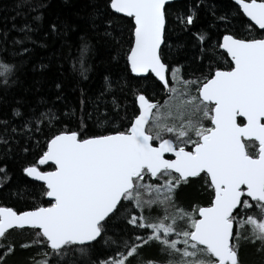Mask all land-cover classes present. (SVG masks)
Instances as JSON below:
<instances>
[{
  "label": "snow or ice",
  "instance_id": "obj_1",
  "mask_svg": "<svg viewBox=\"0 0 264 264\" xmlns=\"http://www.w3.org/2000/svg\"><path fill=\"white\" fill-rule=\"evenodd\" d=\"M23 3L32 22L50 6ZM88 8L118 78L105 75L94 100L80 88L79 109L15 107L20 123L0 121V188L15 150L32 154L21 166L27 181L11 192L24 206L0 205V264L18 252L14 264H246L248 246L264 264V0H89ZM201 9L211 19L197 29ZM177 27L188 40L174 46ZM68 30L53 20L45 35ZM35 31L25 23L14 57H0V93L20 83ZM92 52L81 37L78 55L66 57L73 77L89 79ZM55 88L62 94L61 82Z\"/></svg>",
  "mask_w": 264,
  "mask_h": 264
},
{
  "label": "trees",
  "instance_id": "obj_2",
  "mask_svg": "<svg viewBox=\"0 0 264 264\" xmlns=\"http://www.w3.org/2000/svg\"><path fill=\"white\" fill-rule=\"evenodd\" d=\"M48 2L50 6L45 10L43 19L32 22L31 16L35 13L31 12L28 4L23 3V0H0V57L6 60L14 57L12 40L22 35L19 29L25 23L36 29L33 35L36 44L27 45L32 48V55L21 66L20 83L13 86L6 94L0 93V121L11 120L13 124L20 123V118L12 116V109L15 107H19L25 115L31 108H36L37 111L48 107H54V110L60 109L61 111H67L71 107L79 109L80 88L86 90L87 98L94 100L103 89L105 75H110L113 81L118 78L120 69L116 67L115 62H110V56L114 53L103 41H98L91 31L88 17L89 0H48ZM196 2L197 0H177L176 5L183 7ZM207 2L226 6L228 0H207ZM17 4H23V6L17 8ZM200 16L201 20L197 24V29L211 19L203 9H201ZM53 20L66 22L70 30L65 35L46 36L45 33L48 32L49 24ZM37 25L39 26L37 27ZM173 26L174 18L170 20L169 28ZM240 35H247V33L240 32ZM81 37H87L93 46V52L89 55V63L93 67L88 74V80L73 77L69 71L72 61L66 59L69 52L73 56L78 55ZM5 40L7 43L4 42ZM181 40H188V37L179 34L177 27L175 32L169 34L168 42L175 46ZM41 44L44 46L41 47ZM190 46L191 42L189 41ZM41 63L47 64L49 67L43 71L39 69L34 71L33 65L38 66ZM78 79L79 84H77ZM57 82L62 83V94L58 93L55 88ZM113 91L120 98V102L124 103L123 96L116 90L115 85ZM58 94L62 95L61 100H56ZM104 99L110 105L113 97L106 94ZM160 102L163 103V100ZM65 105L68 108H65ZM17 153H19V149L15 150L7 162L11 181L8 186L0 188V205L22 208L23 202L13 196L11 192L14 191L16 185H22L27 181L28 178L24 177L21 172V166L25 159H32V154L30 152L25 157L17 155ZM181 197L185 202L193 199L191 189L182 192ZM11 239L20 242L24 240V237L21 234L13 233ZM19 256L18 252L17 257L10 258L8 264H14ZM241 257L246 261V264H259L260 258L254 254V249L251 246L242 249Z\"/></svg>",
  "mask_w": 264,
  "mask_h": 264
},
{
  "label": "water",
  "instance_id": "obj_3",
  "mask_svg": "<svg viewBox=\"0 0 264 264\" xmlns=\"http://www.w3.org/2000/svg\"><path fill=\"white\" fill-rule=\"evenodd\" d=\"M177 1V0H176Z\"/></svg>",
  "mask_w": 264,
  "mask_h": 264
}]
</instances>
